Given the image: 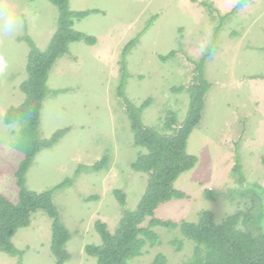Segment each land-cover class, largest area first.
Wrapping results in <instances>:
<instances>
[{
	"label": "rangeland",
	"instance_id": "rangeland-1",
	"mask_svg": "<svg viewBox=\"0 0 264 264\" xmlns=\"http://www.w3.org/2000/svg\"><path fill=\"white\" fill-rule=\"evenodd\" d=\"M241 1L69 0L70 11L91 12L74 17L73 28L96 37L97 43H71L52 68L39 135L48 139L60 129L69 132L52 148L41 150L26 173L27 189L37 193L71 180L53 195L61 221L71 233L66 245L70 258L64 264H96L97 259L85 252L87 245L102 243L96 221L114 232L124 210L134 211L146 191L148 176L131 166L144 149L134 146L131 122L118 94L123 61L125 97L136 107L151 99L143 124L158 134H172L164 123L174 112V127L182 126L191 102L186 90L196 82V66L214 50L204 64L210 89L202 117L187 142V152L197 162L175 182L187 198L163 204L157 217L197 222L201 212L211 211L220 223L238 211H251V223L240 226L254 235L264 234V0H248L238 7ZM3 10L15 11L23 22L14 36L0 32V57L7 63L0 71V192L17 203L14 173L25 155L29 122L21 118L7 125L5 115L25 101L20 89L28 77L30 47L25 37L45 51L58 28L60 12L49 0H0ZM133 40L135 46L123 58ZM171 52L175 56L161 61ZM180 87L181 91H174ZM107 154L105 169L90 168ZM237 161L241 169L234 174ZM80 166L83 169L76 175ZM115 191L125 194L124 207ZM207 192L212 193L211 200ZM155 231L158 244L148 245L131 264H152L159 254L167 264H186L193 257L195 243L179 229ZM51 239L52 220L38 211L31 225L19 229L12 239L25 250L23 258L0 250V264H57Z\"/></svg>",
	"mask_w": 264,
	"mask_h": 264
},
{
	"label": "trees",
	"instance_id": "trees-1",
	"mask_svg": "<svg viewBox=\"0 0 264 264\" xmlns=\"http://www.w3.org/2000/svg\"><path fill=\"white\" fill-rule=\"evenodd\" d=\"M49 1L59 9L58 28L45 51L38 49L30 37H25L30 47L27 62L28 77L20 86L25 94V101L22 105L11 108L5 115L7 125L21 118H26L29 123L26 132L27 141L23 146L25 155L14 173L16 186L19 189L18 202H11L0 192V250L12 257L22 259L25 250L18 249L12 239L19 229L31 225L33 214L42 211L52 220V254L57 264H64L70 258L66 245L71 239V233L61 221L53 195L56 190L68 187L71 180H65L52 190L37 193L27 189L26 173L41 150L52 148L69 132V128L60 129L48 139H42L39 135L40 114L48 94L47 81L52 68L58 59L68 53L71 43L84 42L93 46L96 45L97 39L73 28L74 17L84 18L91 12L70 11L69 0ZM247 1L242 0L238 7L243 6ZM135 44L136 40L128 43L123 51V58ZM213 52L214 50H211L196 66L198 72L196 82L186 90L191 102L187 118L182 126L174 127L177 124L174 112H170V118L164 123L167 131H174L172 134H158L143 124L142 115L149 107L151 99L146 100L140 107H136L125 97L127 71L126 63L123 61L124 73L118 94L127 109L134 135V146L144 149L131 166L135 172L146 174L148 183L137 208L134 211L124 210L114 232L109 230L106 223L96 221L95 229L102 243L87 245L85 248L88 256L97 259L96 264H131L133 259L143 255L148 245L154 247L158 244L159 237L155 231L158 227L179 229L184 238L195 243L194 255L186 264H264V234L254 235L250 229L241 227L251 223V211H238L227 216L220 223L215 222L211 211L201 212L197 222L176 223L157 217V210L163 204L187 198L182 190L175 187V182L181 174L193 169L197 162V158L187 152V142L202 117L204 98L210 89V84L204 75V64ZM173 56L175 52L161 56L160 59L165 62ZM177 90L181 91L182 87L174 89V91ZM109 160L110 157L107 154L90 168L94 171H102L107 167ZM262 164L264 165V157ZM82 169L83 167L80 166L76 175ZM240 169V163L237 161L233 169L234 174H238ZM114 193L120 205L124 207L125 194L122 191ZM212 196V193L207 192L209 200ZM257 197L262 202V197L259 195ZM252 201L255 202L254 199ZM145 222H148L146 226H144ZM152 264H167V259L159 254Z\"/></svg>",
	"mask_w": 264,
	"mask_h": 264
},
{
	"label": "clouds",
	"instance_id": "clouds-1",
	"mask_svg": "<svg viewBox=\"0 0 264 264\" xmlns=\"http://www.w3.org/2000/svg\"><path fill=\"white\" fill-rule=\"evenodd\" d=\"M0 32L8 36H14L22 25V20L13 10L0 11ZM7 67L6 61L0 57V71Z\"/></svg>",
	"mask_w": 264,
	"mask_h": 264
}]
</instances>
